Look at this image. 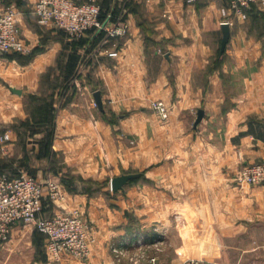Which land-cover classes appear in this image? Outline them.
<instances>
[{
    "label": "crops",
    "instance_id": "obj_1",
    "mask_svg": "<svg viewBox=\"0 0 264 264\" xmlns=\"http://www.w3.org/2000/svg\"><path fill=\"white\" fill-rule=\"evenodd\" d=\"M98 2L126 36L73 40L38 23L36 0H0V12L17 11L26 49L0 52V175L56 180L61 198L45 190L41 216L79 211L96 229L86 260L53 262L47 237L16 225L0 264H131L112 246L139 238L140 264H264V185L235 179L264 162V5ZM130 170L140 182L118 199L95 194Z\"/></svg>",
    "mask_w": 264,
    "mask_h": 264
},
{
    "label": "built area",
    "instance_id": "obj_2",
    "mask_svg": "<svg viewBox=\"0 0 264 264\" xmlns=\"http://www.w3.org/2000/svg\"><path fill=\"white\" fill-rule=\"evenodd\" d=\"M264 0H230L231 9L242 13L252 6H262ZM101 6L98 0H36L34 14L41 25H53L71 39H81L90 31H104L107 37L115 40L129 33L127 23L111 17L106 22L101 20ZM17 11L13 8L0 12V52L23 53L26 51L17 22ZM117 51L109 56H117ZM152 109L162 120L169 119V107L164 101L152 103ZM8 139V136H5ZM237 182L242 185H264V162L246 165L239 172ZM48 190L50 198L56 202L61 198L60 184L54 179L40 181L22 173L16 178L0 175V246L10 239L13 227L19 224H33L35 229L46 236L47 251L54 261L62 255H69L80 260L91 254L89 225L79 211H63L50 217L41 216L43 197ZM143 238L128 243L112 246L116 261L130 257V247L142 248ZM132 254V255H130ZM132 264H140L138 258Z\"/></svg>",
    "mask_w": 264,
    "mask_h": 264
},
{
    "label": "rangeland",
    "instance_id": "obj_3",
    "mask_svg": "<svg viewBox=\"0 0 264 264\" xmlns=\"http://www.w3.org/2000/svg\"><path fill=\"white\" fill-rule=\"evenodd\" d=\"M77 1V0H76ZM154 111V110H153ZM155 112V111H154ZM170 114V113H169ZM246 166V165H245ZM245 166H243V167H241L240 169H239V171H238V173H237V176H238V174H239V172L242 170V168H244ZM130 173H136V171L135 170H130L128 173H126V174H130ZM120 176V175H119ZM236 176V182H237V177ZM116 177V176H115ZM140 179H141V177L139 176L138 177V182H140ZM143 179H144V177H143ZM110 181H108L105 185H110V187H95V194L96 193H102L103 192V188L104 189H108V191L109 192H107V193H109V195H113V196H111L112 197V199H118V198H115V197H118V194L119 193H122V191H124L125 189H127V188H129V189H131V188H134V184L136 183V182H134V180H132V181H130L129 183H128V185H126V187L124 188V190H121V191H118V192H116V193H114L113 192V190H112V188H111V180L112 179H109ZM147 180H143V182H146ZM137 182V183H138ZM149 182V181H148ZM237 183H239V182H237ZM240 184V183H239ZM240 185H242V184H240ZM63 211H66V210H62L61 212H63ZM81 215L85 218V220H86V222H87V224L89 225V227H90V229H89V232H90V246L93 244V234H94V232L96 231V229H94V224L93 223H91V221L90 220H88L87 218H86V216L85 215H83L82 213H81ZM129 216V215H128ZM130 217V216H129ZM130 222H131V220H130ZM93 229H94V231H93ZM113 242V241H112ZM117 244V243H116ZM147 254L148 253H146V257H147ZM49 256H50V254H48ZM142 255V254H141ZM144 255H145V253H144ZM51 257V256H50ZM136 257H139V256H135V255H133V256H128V259H129V262L132 264V260H134ZM142 257H143V255H142ZM140 258V259H143V258ZM60 260H61V258H60ZM60 260L59 261H54V260H52L53 262H60ZM84 260H86V259H84ZM148 260V259H147ZM145 264H148V262L146 263V262H144Z\"/></svg>",
    "mask_w": 264,
    "mask_h": 264
},
{
    "label": "water",
    "instance_id": "obj_4",
    "mask_svg": "<svg viewBox=\"0 0 264 264\" xmlns=\"http://www.w3.org/2000/svg\"><path fill=\"white\" fill-rule=\"evenodd\" d=\"M224 40H223V44L222 46L225 47L228 38H229V29H228V25H224ZM97 101L100 103V99L97 97ZM204 117V111L200 110L198 113V119L196 121V125H198L201 120ZM138 176V174L136 173H130V174H122L120 176H116L114 178H112L111 180V188L113 190L114 193L124 190V188L126 187V185H128V183L135 179Z\"/></svg>",
    "mask_w": 264,
    "mask_h": 264
},
{
    "label": "trees",
    "instance_id": "obj_5",
    "mask_svg": "<svg viewBox=\"0 0 264 264\" xmlns=\"http://www.w3.org/2000/svg\"><path fill=\"white\" fill-rule=\"evenodd\" d=\"M78 1V0H77ZM86 0H84V1H78V2H85ZM102 10V9H101ZM109 17L110 16H108L107 17V15H104L102 12H101V20L103 21V22H106L107 20H109ZM89 33H91L92 35H97V34H100V33H103L102 31H90V32H88V34ZM22 173H26L27 175H29V176H33V177H35L34 175H32V174H30V173H27V172H21V173H18V174H15V175H6V176H8L9 178H16V177H18V176H20ZM36 178V177H35ZM134 180V182H137L138 181V179H133ZM132 181V180H131ZM133 182V181H132Z\"/></svg>",
    "mask_w": 264,
    "mask_h": 264
}]
</instances>
